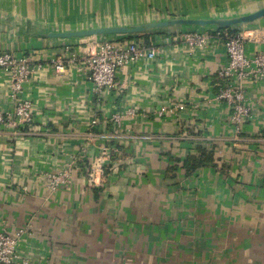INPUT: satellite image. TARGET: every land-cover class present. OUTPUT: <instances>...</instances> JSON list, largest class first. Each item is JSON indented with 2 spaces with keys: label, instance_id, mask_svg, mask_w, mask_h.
Segmentation results:
<instances>
[{
  "label": "crops",
  "instance_id": "1",
  "mask_svg": "<svg viewBox=\"0 0 264 264\" xmlns=\"http://www.w3.org/2000/svg\"><path fill=\"white\" fill-rule=\"evenodd\" d=\"M262 5L0 0V50L43 64L22 94L32 101L34 121L26 127L0 122V227L22 231L34 264H264V85L248 87L253 111L237 123L233 106L218 98L224 48L191 49L184 35L217 29L139 36L159 55L120 72L117 84L104 89L67 59L94 44L41 31L57 22L218 17ZM251 26L264 27V18ZM11 82V73L0 69L5 116L14 105ZM202 154L210 160L187 172L184 162Z\"/></svg>",
  "mask_w": 264,
  "mask_h": 264
},
{
  "label": "built area",
  "instance_id": "2",
  "mask_svg": "<svg viewBox=\"0 0 264 264\" xmlns=\"http://www.w3.org/2000/svg\"><path fill=\"white\" fill-rule=\"evenodd\" d=\"M243 29L242 33H233L227 28L215 30L213 34L201 30H188L184 33L191 49L199 47L203 51H212L216 44L224 48L226 56L217 69L218 85L221 86L218 98L233 106L234 118L239 124L253 111L248 87L264 85V27L248 25ZM121 38L106 41L96 37L90 39L88 42L94 44V48L80 58H67L68 62L84 67L88 78L99 89H104L117 84L120 72L145 65L159 55L156 47L146 45L140 37ZM249 42L262 44L263 48L250 52L247 47ZM65 66L62 58L55 63L59 72ZM42 67V63L32 64L28 55L17 56L12 51L0 50V69L11 73L10 98L14 103L7 116L0 112V122L8 126L26 127L34 121L32 101L22 94L25 83ZM64 175L67 173L55 176V180L60 182ZM21 235L22 231L13 235L0 227V263L34 264L21 244Z\"/></svg>",
  "mask_w": 264,
  "mask_h": 264
},
{
  "label": "water",
  "instance_id": "3",
  "mask_svg": "<svg viewBox=\"0 0 264 264\" xmlns=\"http://www.w3.org/2000/svg\"><path fill=\"white\" fill-rule=\"evenodd\" d=\"M264 18V5L242 14L225 15L221 17H189L173 16L157 19L154 21H145L132 25H98L89 28L68 29L50 31L49 36L58 39H74L77 37L95 36L99 40L104 35L114 34H147L161 31H167L171 28H215L241 30L248 25H252L259 19Z\"/></svg>",
  "mask_w": 264,
  "mask_h": 264
},
{
  "label": "rangeland",
  "instance_id": "4",
  "mask_svg": "<svg viewBox=\"0 0 264 264\" xmlns=\"http://www.w3.org/2000/svg\"><path fill=\"white\" fill-rule=\"evenodd\" d=\"M251 10L252 9L241 10V11H237V13H235V14H242V13H246V12L251 11ZM124 13H125V15H127V12L124 11L123 14ZM3 15L4 14H0V17L3 16ZM173 16H186V15H181V14H179V15H177V14L171 15V14H169V15H166V16H163V17H159V18H158V16H156V19H152V20H148V21H154V20H157V19L168 18V17H173ZM219 17H221V15H219ZM78 21L79 20H74V22H78ZM69 23L62 25V23L60 24V23L57 22V23H55L53 25H48V26L43 27L41 31H42L43 34L48 35V32H50V31L68 30L67 29L68 27H71L69 29H81V28H89V27H93V26L103 25V24H96V25L95 24H93V25L88 24V25H76V26H74V25H71ZM135 23L137 24V23H141V22L137 21V22H134V23H127L126 25H132V24H135ZM109 25H116V24L114 23V24H109ZM16 27H18V26L15 25V28ZM178 29H180V28H171V29H166V30H178ZM128 35H132V34L125 33V34L104 35L101 38V41H103V40L106 41V40L122 39L121 37H123V36L125 37V36H128ZM90 39H95V36L77 37V38H74L72 40H77V41H79V40L87 41L88 40L89 41ZM66 40H68V39H66Z\"/></svg>",
  "mask_w": 264,
  "mask_h": 264
},
{
  "label": "trees",
  "instance_id": "5",
  "mask_svg": "<svg viewBox=\"0 0 264 264\" xmlns=\"http://www.w3.org/2000/svg\"><path fill=\"white\" fill-rule=\"evenodd\" d=\"M233 33H238L237 30H231ZM147 34H132L125 37H139V36H148ZM124 37V36H123ZM205 160H210V156L206 154H202L200 156H191L185 163V167L187 168V172L194 171L198 166H201V164L204 163Z\"/></svg>",
  "mask_w": 264,
  "mask_h": 264
}]
</instances>
